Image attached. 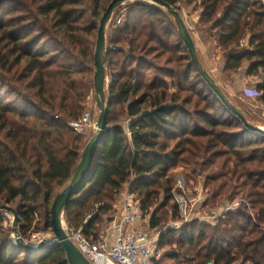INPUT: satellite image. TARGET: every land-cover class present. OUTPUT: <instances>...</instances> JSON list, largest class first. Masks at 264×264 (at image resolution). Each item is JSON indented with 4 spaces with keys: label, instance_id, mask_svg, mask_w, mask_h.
Instances as JSON below:
<instances>
[{
    "label": "trees",
    "instance_id": "16d2710c",
    "mask_svg": "<svg viewBox=\"0 0 264 264\" xmlns=\"http://www.w3.org/2000/svg\"><path fill=\"white\" fill-rule=\"evenodd\" d=\"M91 1L0 0V134L5 133L6 141L0 140V201L19 200L22 209L20 241L0 222V264H68L59 244L33 251L23 240L34 233L40 200L47 206L45 224L51 228L49 204L59 194L54 196L55 187L70 184L88 144L68 124L82 116L94 91L95 72L85 77L89 71L83 66L95 67L96 43L92 51L87 38L95 30L98 37L101 18L113 0H93V11ZM162 1L177 11L184 2L201 10V23L212 27L211 36L224 51L226 70L236 72L250 63L248 75L262 71L256 92L264 104V5L258 0ZM129 10L115 41L125 42L128 52L106 49V74L109 70L112 79L107 130L85 181L65 209L70 230L98 241L101 218L125 186L150 216V228H162L164 209L170 208L172 219L179 215L172 173L184 167L191 180H204L205 208L243 199L253 215L242 208L214 225L197 220L169 228L159 245L168 251L163 260L264 264V136L246 129L208 87L177 26L158 28L164 24L163 11L143 2ZM244 39L247 45L242 47ZM46 40L55 47L50 49ZM158 49L154 59L166 58L163 67L146 59ZM147 71L155 75L148 79ZM169 86L177 92L170 93ZM183 92L197 98L193 117L200 125L190 122L184 108L193 100L182 99ZM122 113L129 119L127 127L119 122ZM162 193L164 202L156 208Z\"/></svg>",
    "mask_w": 264,
    "mask_h": 264
},
{
    "label": "rangeland",
    "instance_id": "374dc122",
    "mask_svg": "<svg viewBox=\"0 0 264 264\" xmlns=\"http://www.w3.org/2000/svg\"><path fill=\"white\" fill-rule=\"evenodd\" d=\"M26 1V0H25ZM112 0H104L102 1L103 4H105L106 2L110 3ZM260 1L263 5H264V0H258ZM140 2V3H148L150 5L155 6L156 8H159L161 11H163L164 17H161V21L164 22V24H158V28H163L164 25H174V28L176 29V24H175V20L174 18L168 14V11L165 8H162L158 5L152 4L150 2H146L143 0H131L126 2L123 6L117 8L112 16L111 21L109 22L108 26H107V30H106V49H121L123 48L126 52H128V45L125 44V42L123 41H119V43H115V41L117 42V40H119L120 38V34H119V26H121L124 21L126 20V15L128 13L129 8L134 5L135 3ZM108 5V4H107ZM106 5V6H107ZM105 6V7H106ZM93 7L94 6V2L93 0L91 1V11H93ZM104 7V8H105ZM178 7V12H180L182 18L184 19V21L186 22L188 28L190 29L191 32H195L193 30H196V25L197 23L195 22V20H193L192 16V8H194L195 6L193 5L192 7L186 5V2L182 3L181 5L177 6ZM27 13V12H26ZM135 17H137V15H134ZM93 16L91 14L90 17L87 18L88 21H92ZM119 21H121V24L119 23ZM97 23H99V21H96ZM96 38H97V30L94 31V33L87 38L88 43H90V46L93 45L92 51H95V43H96ZM122 39V38H121ZM176 39V38H173ZM46 43H48L49 48L53 49L55 46L52 44V42H50L49 40L45 41ZM92 44V45H91ZM69 47V46H68ZM158 52H154L151 51L149 53V55H147L148 57L146 59H150V61H152L154 63V65L157 67H163V65L165 66V59L166 58H162V59H154L155 55L157 58V53H160V49L157 50ZM137 55L139 57H142L143 55L145 56V54H139L137 53ZM65 57V56H64ZM83 67H85L88 71L89 74L85 77H90V75L94 74L95 72V67H93L92 65H84ZM111 73L107 72L106 74V95L108 96V90H109V86L112 82L111 79ZM147 77L148 79H151L154 75L155 72H149L147 71ZM171 83V79H168V84L170 85ZM169 92L170 93H176L177 91L175 89H172V86H169ZM28 93H30V98L32 99L33 102H37V100L34 98L33 99V92L29 91ZM182 99L184 98H188L190 97L193 101L192 104H189L187 106H185V110L186 112L190 113V115L192 117H190V122L192 124H196V125H200V119L198 117H193L194 111L196 110V102H197V98L194 97V94L191 92H183L181 94ZM12 98V96H11ZM16 100H18L15 97ZM204 103L201 104V107L199 108L200 110L203 109L204 107ZM121 108L117 107L116 110L119 111ZM245 109V106H244ZM86 112H90L91 113V119H92V124L90 127H87V129H85L83 134H79L77 132H74L73 135L76 136H80L83 137L82 142H89L90 139L94 136L95 134V129H96V122L99 118V109L97 107L96 101H95V90L92 91L87 99V103L86 106L84 108L83 114ZM82 114V115H83ZM197 116V115H196ZM253 120L252 122H254V120H256L255 118L251 119ZM119 122H122L123 124H125V126L127 127L129 119L126 118L125 113L119 114ZM71 123V122H70ZM69 127V124H68ZM70 128V127H69ZM235 132V131H234ZM5 137V133H1L0 134V140L5 141L4 139ZM6 142V141H5ZM33 169L30 168L28 170V174L29 177L30 174L32 173ZM173 179H174V185H175V191L173 192V196L176 200V202L179 205V215L176 219H172V212L169 209H164L160 215L164 218V222H165V226H163L162 228H158V230H162V231H167V229L171 228V225H174V223H180L182 226L187 225L188 223H192L194 221H200L201 219H204L206 217V215H210L211 212H215L217 211V209H210V208H205L204 206H196L193 208V204H192V200L196 197V191L197 190H203L204 189V180L202 178H197V179H193L191 180L190 178L187 177V172L185 171L184 167H179L176 170L173 171L172 173ZM15 184H18V182H15ZM68 184H66L64 187L60 188V187H55V195H57L58 193H60ZM203 188V189H201ZM206 192H203V196L205 199H207V196L205 194ZM165 196L162 193L161 198L158 201V204L156 206V208H159L163 202H164V198ZM118 198L114 203L113 209L108 213L102 216V221H101V228H99V234L100 236H103L104 234H106L109 223L107 222L108 219H110L111 217H115L116 212H117V206H118ZM53 203V199L51 200L50 204L52 206ZM0 205L2 207H6L3 209H0V222L3 223V227L4 229L9 232L11 234V236L13 238H22L21 236V218L19 216L20 211H22L21 209V202L19 200L16 201H12L10 203H6L5 201H0ZM39 209L37 211L38 215L36 216L35 222L33 224V230L34 233L27 238L26 240H23L24 244H28V245H39L40 241L41 242H52V239L54 237V234L52 232V229H48L46 224H45V212H46V204L40 200L39 203L37 204ZM15 212L18 213L19 216V220H18V225L14 226L15 223V217L14 214ZM97 214V210L92 212L90 215L92 216V218ZM150 216H148V220H149ZM63 222H64V228L66 229V231H74V230H70L67 222H66V218H65V213L63 215ZM201 222V221H200ZM148 223V222H146ZM146 226V225H144ZM31 230L29 232V235L32 233ZM36 231V232H35ZM177 234L179 236V231H177ZM21 240V239H20ZM165 253V255L167 254L168 251H163ZM162 264H178L177 261H171V260H163Z\"/></svg>",
    "mask_w": 264,
    "mask_h": 264
},
{
    "label": "built area",
    "instance_id": "2783aa9c",
    "mask_svg": "<svg viewBox=\"0 0 264 264\" xmlns=\"http://www.w3.org/2000/svg\"><path fill=\"white\" fill-rule=\"evenodd\" d=\"M243 96L257 98L258 94L253 88L246 89ZM91 124V113L86 112L79 119L69 123V127L72 131L83 134ZM131 134V132L128 133L129 136ZM203 192H205L204 189L196 191V197L192 200L193 208L203 207L206 202ZM118 201L116 215L109 224L106 234L101 236L98 241H91L81 231H66L70 240L91 264H161L165 253L159 248V245L164 231L150 228L148 216L145 215L136 197L129 194V190L124 189L118 196ZM242 208L248 209L253 215L250 204L243 199H236L225 202L224 205L217 208L216 213L211 212L200 221L214 225L224 215L236 213ZM91 218L90 215L88 219ZM170 227L178 229L182 225L174 223ZM17 238H14L15 242ZM208 264H214V262ZM232 264H243V262L237 261Z\"/></svg>",
    "mask_w": 264,
    "mask_h": 264
},
{
    "label": "water",
    "instance_id": "95a60500",
    "mask_svg": "<svg viewBox=\"0 0 264 264\" xmlns=\"http://www.w3.org/2000/svg\"><path fill=\"white\" fill-rule=\"evenodd\" d=\"M131 0H113L107 7L104 15L101 18L98 37L96 42V51H95V76H94V90H95V101L99 109V118L96 122V129L94 136L90 139L86 145L84 152L81 157V161L77 166L73 178L68 186H66L61 193H59L52 205L51 208V228L54 234L52 242H41L39 245H28L23 244L26 249L37 251L41 247L59 244L64 253L65 261L68 264H91L86 257L80 252V250L74 245L66 233L64 228L63 215L65 209L69 204V201L74 193H76L83 182L85 181L93 161L97 149L102 142L105 132L107 130V117L109 113V104L107 102L106 95V30L109 22L112 19V16L115 10L123 6L126 2ZM150 2L152 4L158 5L162 8H165L168 13L174 18L179 35L184 42L186 49L189 52L192 63L194 64L197 72L202 76L205 83L213 91V93L218 97V99L224 104V106L248 129L249 131L262 134L264 136V129H261L254 124L250 123L243 111L230 103L222 89L216 84L215 80L206 72L200 62L197 55V48L194 42V39L191 35L190 30L187 27L186 22L182 18L180 12H178L174 7L165 3L162 0H143ZM6 207L0 206V209ZM15 223L14 226L18 225L19 216L15 212ZM20 241V238L16 239V242Z\"/></svg>",
    "mask_w": 264,
    "mask_h": 264
},
{
    "label": "crops",
    "instance_id": "0c3cea01",
    "mask_svg": "<svg viewBox=\"0 0 264 264\" xmlns=\"http://www.w3.org/2000/svg\"><path fill=\"white\" fill-rule=\"evenodd\" d=\"M192 18L197 23L195 32H191L194 39L197 55L206 72L215 80L222 89L231 104L239 108L245 114L247 120L255 126L264 129V104L254 98H246L243 93L246 89H256L258 84H262L263 76L260 71L258 76L248 75L250 63H246L236 72L227 69V61L224 51L218 44L216 38L211 36V26H204L201 23V10L192 8ZM247 45V39L242 41V47ZM245 106V109H244ZM256 119L254 122L251 119ZM128 190V187H124ZM123 189V190H124Z\"/></svg>",
    "mask_w": 264,
    "mask_h": 264
}]
</instances>
